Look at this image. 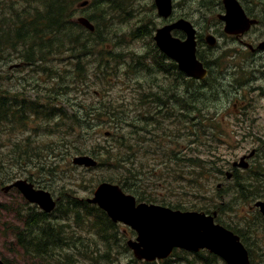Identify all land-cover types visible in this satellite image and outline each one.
Returning a JSON list of instances; mask_svg holds the SVG:
<instances>
[{"label":"rangeland","instance_id":"1","mask_svg":"<svg viewBox=\"0 0 264 264\" xmlns=\"http://www.w3.org/2000/svg\"><path fill=\"white\" fill-rule=\"evenodd\" d=\"M83 1L86 0H78L73 5L72 9L75 10L73 20H76L79 16H84L82 12H84L85 7L80 6ZM136 1L138 5L136 9L124 10L125 12H121L120 15H113L115 26L118 28L117 33L106 34L103 31L102 35L111 42H105L107 43L105 46H95L90 50L89 55L81 57L82 77L79 79L75 78V63L77 62L73 53L70 52L59 55L55 51L53 54L44 55L42 63L46 67L45 71L42 70L43 68H38V65H26L17 49H9L10 47L7 46L0 55V89L6 92V96L9 93L13 102H19L20 100L33 102L34 107L40 111H46L45 115L39 114L27 117V120L23 115L21 122L13 120L10 125L0 124V160L3 161V158L5 160L4 175L7 176V162L10 163V160L6 157L8 146L10 145L11 148L15 149L16 146H19V141L26 140L27 144L32 141V146L38 148L39 153L45 157L48 164L54 156H57L56 160L53 161V167H49L53 172L44 177L43 180L49 184V191L59 203L56 208L57 212L53 211L51 213L58 218L54 222L61 225L63 238L70 240V242L61 244V247L55 250L51 257V260L55 259L59 264H144L134 259L131 251L126 246V242L133 240L136 236L131 233L132 231L128 227L120 225L122 236L118 230L116 234L118 240H114V242L108 240L112 241L108 246V244L106 245L101 241L93 228L90 227L91 222L94 221L92 217L74 216L73 214L65 216L63 214L64 207L59 208L60 204L64 205L62 200L65 196L72 195L86 201L92 198L93 191L100 182H105L107 179L120 180L124 174L122 169L116 168V159L107 162L109 167L88 170L84 167L72 165V158L77 155H72L69 151H65L62 157H58L60 141L64 140L65 143H69L70 140L74 139V136L69 133L68 122L56 119L57 109L63 111L65 115L72 112L71 105L76 101L75 99L83 100L88 105H95L102 100L122 101L125 104V110L136 113L143 107L138 105L140 98L137 96V91H132L131 88L138 87L149 91V88L152 87V93H154L155 88L158 87L157 91L162 93L160 87L168 89L170 83L173 84L170 81L172 80L170 74L163 73L162 76L157 68V72L154 74L153 68L145 65L148 64L155 52L151 49V40L148 37L133 39V32L141 25L144 28V24L147 23L146 19L154 22L155 27L162 25V21L156 15V10L153 9V0ZM128 2L121 0L119 4L127 8ZM134 3L132 2L131 8ZM7 4L10 5V3L2 1L0 9L7 12L5 9ZM86 9L89 13H92L90 8ZM23 10L30 11L26 7ZM137 61L145 62V64ZM105 67L117 69L109 71L104 69ZM75 81L77 83L74 85ZM138 92L143 93L142 91ZM173 93L169 90L170 98H172ZM226 96L225 92H221L216 94V98L204 101L210 105L203 109V114L212 116V120L220 123V126L217 127L216 123L210 124V127L213 125L219 133L213 130L214 135L209 136L207 142H198L199 140L206 141V139H198L196 136L191 135L192 123L189 120H180L179 115L181 113L179 114L178 108L173 107L170 102L168 107L171 109L173 107L174 113H171L169 109L162 110L157 117L159 120L154 124V129L160 137L157 139V143L151 147H158V150L154 152L149 150L144 155L141 153L135 155V150L132 151V154L135 161L142 164L141 170L151 169L150 184L143 182V177L139 176L141 179V182H139L141 192L149 193L155 198L165 200L173 205L178 204L182 209L214 207V209H217V217L221 223L233 226L246 237V241L248 239L246 248L250 252L252 263L261 264L264 259L261 256L264 253V229L256 228V226H264V223L259 219L258 211L251 209L254 203L260 199H251L250 197L260 191L264 193V172L253 174L264 167V152L256 155L253 162L255 164L251 171L236 170L237 181L233 178L227 180L223 176V173L231 172V163L233 161L237 162L242 157L244 145L246 144L242 136H238L236 132L231 133L233 129L227 124L229 108ZM166 102L168 103L169 99ZM173 103L175 104V100ZM51 113L55 116H50ZM100 118L105 119L101 116ZM99 122L101 123V121ZM138 122L140 126L141 121L138 120ZM206 124L209 125V123ZM259 124L264 125V121L259 122ZM71 127L73 126L71 125ZM76 129L79 131L77 126ZM104 132L112 133V128L103 125L99 135L92 132V143L95 144L97 139H101L100 141L104 144L113 145L112 140L103 141L101 136ZM163 134H167L169 138L164 137ZM108 136L103 138H109ZM81 141L83 140H79L80 145H82ZM196 145L199 146V148L197 146V151L201 152L202 160L215 156L216 163L223 166L220 177L208 176L205 178L204 175L200 176L199 170L192 167V165H187L186 162L172 164L177 166V169H181L179 176L177 171L171 173L160 170L165 167L164 161L169 162L172 156L169 153L178 151L179 148H196ZM210 150L212 152L207 154ZM122 152L123 149H117V153L122 154ZM192 152L196 155L195 150ZM192 154H189V156ZM136 166L139 167L137 164ZM34 174L39 177L36 172ZM164 174L167 178H159ZM5 176L2 177L4 184L0 185V260L4 264H49L50 259L45 260L27 255L18 247L15 235L18 231L23 230V222L12 214H19L22 210L27 211L31 208L27 206L26 201L17 192L5 193L3 191V186L9 184ZM179 177L180 182L178 181ZM189 178L195 179L194 185L189 184L188 181L191 180ZM249 181L251 185H243L246 190H244V195L240 194L237 186L242 182L248 183ZM218 184L221 187L217 189ZM188 185L189 187H187ZM166 188L174 190L170 192ZM60 189H63L61 194H59ZM245 196H248L247 200H244ZM235 235L237 234L235 233ZM105 236L110 239L109 233ZM107 248L110 249L108 259L96 257L97 253L95 252L90 253L97 249L98 253L104 256ZM176 251L178 253L172 255L166 262L154 264H224L219 258H216L215 261L208 259L203 262L202 256L210 255L206 252H200L203 254L196 256L191 252ZM182 252L186 254L183 255ZM91 259H95L96 262Z\"/></svg>","mask_w":264,"mask_h":264},{"label":"trees","instance_id":"2","mask_svg":"<svg viewBox=\"0 0 264 264\" xmlns=\"http://www.w3.org/2000/svg\"><path fill=\"white\" fill-rule=\"evenodd\" d=\"M2 1H5V3L8 2L10 5L7 4L5 6L7 12L0 9V55L7 46L10 47L9 49H17L26 65H38V68H43L42 70L45 71L46 67L42 63L44 60V55L53 54L55 51L58 52L59 55L70 52L73 53L74 59L77 62L75 63L76 79L82 77L81 57L89 55L90 50L95 46H105L107 44L105 42H111V40L109 41V39H106L102 35L103 31H105L106 34H114L118 32V28L115 26L113 15H120L121 12H125L124 10L129 11L136 9L138 6L136 0H126V2L130 1L128 2V5H126L127 8L119 4L121 0L83 1L87 2V5L85 6L84 12H82V14L94 25L95 28L94 32L91 33L77 25L73 20L75 10L72 9V7L78 0H0V4ZM132 2H135L133 6L134 8H131ZM24 7L30 11L23 10ZM86 8H90L92 13H89ZM145 21H147V23L144 24V28H142L141 25V27L135 29L133 32L132 36L134 40L142 37H148V39L151 38L155 24H153V22L148 19ZM152 46L153 47H151V49H153L155 53H158L157 56H153L148 61V64H145V62L141 61L137 62L152 67L154 74L157 72V69L162 76L163 72L167 71L172 77V80L170 81H172L173 84L170 83L168 89H163L164 87H160L162 93L157 91V89H159L158 87L155 88L154 93H152V87L149 88V91H146L145 89L142 90L138 87L131 88L132 91H137V96L140 98L138 105L143 107L136 113L134 111L128 112L125 110V104H123L124 102H114L111 100H102L95 105H88L85 104L83 100L75 99L76 101L71 105L72 112H70L69 115H65L63 111L57 109L58 115L56 119L58 121L68 122V129L70 130L69 133H72V136H74V139L70 140L69 143H65L64 140L60 141L58 148L60 151L58 153V157H62L65 151H69V153L72 155H90L94 160L97 161V166L95 169L109 167L107 162L109 160L113 161V159H116V168L122 169L124 176L120 180L107 179L105 182L117 184L123 189L124 192L134 196L137 203L157 204L164 207H169L172 210L204 211L210 214L214 210L217 211V209H214V207L182 209V207L178 204L173 205L171 203H167L165 200H159L153 195L146 192H141L140 190L141 184H139V182H141V179L139 176L143 177V182L150 184L151 178L149 175L151 169L145 171L141 170L140 167H142V164L135 161L132 151L136 150L135 155L140 153L144 155L145 153H148L149 150L153 152L158 150V147L153 148L151 146L157 143V139L160 137L155 131L156 129H154V124L159 120L157 117L162 110L169 109L171 113H174V110L172 109L173 107H177L178 112H186L187 120H189L193 126L191 135L196 136L198 139H206V141L199 140L198 142H207V139L209 138L208 129L207 133L201 134V131L203 130L201 121L194 117L196 114L200 117H203L202 107L207 105L206 103L200 102V99L198 98L199 94L196 91L195 84L193 81L187 84L186 98H183L181 91L179 90L181 87V81L184 79L183 75L180 73V71H178L176 64L173 62H167V59H165L156 50L154 45ZM104 69L115 71L117 68L113 69V67H105ZM100 72L102 73V71ZM76 83L77 81H75L73 84L75 85ZM164 84L166 83L164 82ZM169 90L170 92H174L172 94V98H170ZM138 91H142L143 93ZM167 99H169L168 103L166 102ZM174 100L175 104L173 103ZM170 102L173 105L172 109L168 107ZM39 114L45 115L46 111H40L38 108L34 107L33 102H25L24 100L13 102L9 93L6 96V92L0 89L1 125H10L13 120H19V122H21L23 115L25 116V120H27V117H32ZM52 115L53 114L51 113L50 116ZM54 116L55 115L52 117ZM100 116L105 117V119H101ZM137 119L141 121L140 126ZM99 121H101V123ZM211 123H216V127L220 126V123H218L216 120H210V124ZM71 125L73 127H71ZM103 125L108 128L111 127L112 133L104 132L108 133L109 138H103L106 137L104 133L101 138L103 141H106L107 139L112 140L114 142L113 145H110L109 143L104 144V142L100 141L101 139H97L95 144L92 143V134L95 133L96 135H99ZM76 126L79 128V131H77ZM163 136L169 138L167 134H163ZM79 140H83L81 141L82 145L79 144ZM19 143V146H16L17 148H10L7 150V159H9L10 162L15 161V163H18L19 160H24L26 163V178L29 181L32 180L34 182L43 184V187L50 188L49 184H47L43 179L53 172L49 169V167H53V161L56 160L57 156H54L53 160H51L48 164L45 161V157L39 153L38 148L32 146V141L28 144L27 140L22 142L20 141ZM197 146L198 145H196V148H179L178 151H172V153H169V155H172L168 162L170 164L164 161L163 164L165 167L160 170L171 173L177 171L179 176L181 169H177L178 167L172 164L186 162L187 165H192V167H195L197 170H199L200 176L204 175L205 178L208 176L219 177L222 174L223 166L216 163L215 156L213 158L210 157V159L207 160H202L201 152L197 151ZM118 148L123 149L122 154L117 153ZM193 150H195L196 155L192 154ZM210 152H212V150H210L207 154H210ZM189 154L192 155L189 156ZM4 161V158L3 161L0 160V185L4 184V179H2V177L5 176ZM136 164L139 167H137ZM252 167L248 170L251 171ZM2 169L3 171L1 172ZM34 172L38 174L39 178H36L37 176H35ZM236 172L237 171H234L233 174V179H235V181L238 180V175ZM261 172H264V167L262 170L253 174H258ZM5 177L8 179V176ZM159 178H167V176L164 174L163 176H159ZM179 179L180 177L178 178V181ZM189 179H191L188 181L189 184L194 185L195 179ZM237 183L239 184V182ZM168 185H170V183H168ZM243 185L247 186L251 185V183L250 181L248 183L242 182V184L237 186L238 192L242 195H244V190H246V187ZM182 187H180V189H182ZM187 187H189V185ZM166 189L170 192L174 190H170V188ZM61 193H63V189L59 190V194ZM250 198L264 200V193L260 191ZM247 199L248 196H245L244 200ZM62 201L64 202V205L60 204L59 208L61 209V207H64L63 214L65 216L67 214H73L74 216L84 215L93 218L94 221L91 222L90 227L93 228L95 234L99 236L104 244H108L109 246L112 241H117L118 239L116 238V234L118 233V230L122 236L120 231L122 229L120 227L121 224L112 222L106 216V214L96 206L90 205L85 200L78 199L72 195L65 196ZM15 211L19 212L18 210ZM31 211L32 209H28L27 211L22 210L19 214H12L19 221L21 220L23 222V230L18 231V233L15 235L18 247H20L23 253L27 255L40 257L45 260L50 259L49 264H59V262H57L55 259L51 260V257L55 253V250H58L61 247V244L70 242V240L63 238L61 233V225L54 222L58 219L57 216L42 212L40 214H36ZM54 211L57 212V209ZM257 214L259 219H261L264 223V217H262L259 212H257ZM216 222L226 227L233 233H236L240 237L243 244L247 246L246 243L248 239L246 241V237L241 232H239V230L231 225L229 226L228 224L221 223L218 217L216 218ZM256 228L263 230L264 226L259 225L256 226ZM108 233L110 239H107L105 236V234ZM124 248L126 249V247ZM109 251L110 249L107 248V251H105L106 255L104 256H101L97 249L96 251H91L90 253L95 252L97 253L96 257L108 259ZM177 253L178 252L175 250L173 255H176ZM182 254L184 255L186 253L182 252ZM202 254L203 253H199L195 255L201 256ZM261 256L264 257V253ZM202 257L204 259L202 260L203 262L208 259L211 261L216 260V257L212 255ZM91 260L96 262L95 259ZM251 264L253 263L251 262ZM261 264H264V259L262 260Z\"/></svg>","mask_w":264,"mask_h":264},{"label":"flooded vegetation","instance_id":"3","mask_svg":"<svg viewBox=\"0 0 264 264\" xmlns=\"http://www.w3.org/2000/svg\"><path fill=\"white\" fill-rule=\"evenodd\" d=\"M159 19L162 25L154 26V30L171 28V38L180 42L186 41L187 34L174 27L178 21H185V28L193 31L195 57L207 75L194 79L182 73L181 95L186 98L187 84L191 81L202 103L226 93L227 124L233 129L231 133L244 138L242 157L246 170L250 169L256 155L264 152V125L259 124L264 121V0H171L170 15ZM181 116L185 119L186 113L181 111ZM205 117L213 118L208 114ZM214 128L210 127L211 132L219 133ZM7 164L9 188H5V193H18L13 184L25 180L26 163L19 160ZM30 183L35 190L43 189L37 182ZM30 207L31 212L39 213L35 205Z\"/></svg>","mask_w":264,"mask_h":264},{"label":"water","instance_id":"4","mask_svg":"<svg viewBox=\"0 0 264 264\" xmlns=\"http://www.w3.org/2000/svg\"><path fill=\"white\" fill-rule=\"evenodd\" d=\"M154 3L160 17L167 18L170 15L171 0H154ZM85 5L86 2L80 6ZM76 23L94 32L93 24L85 17L77 18ZM186 25V22L179 21L174 26L186 32L187 39L184 42L172 39L169 34L171 28L168 27L158 29L154 40L177 63L180 71L188 77L203 79L206 71L196 60L193 31L186 29ZM244 162V158H241L233 166L245 169L247 165ZM72 163L85 168L96 166V161L89 156L74 157ZM13 186L28 202L37 204L45 213L54 209L55 203L49 193L34 191L26 181H18ZM88 202L103 210L112 222L123 223L135 232V240L128 241L126 245L138 260L165 259L176 248L191 252L208 250L226 264H249L248 252L239 237L214 224L215 213L181 212L147 204L136 206L133 196L124 194L119 186L106 182L95 188L93 198L88 199ZM254 207L264 216V201H257ZM0 264L3 262L0 261Z\"/></svg>","mask_w":264,"mask_h":264}]
</instances>
